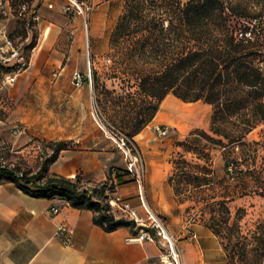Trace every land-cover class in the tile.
<instances>
[{"label":"crops","instance_id":"crops-1","mask_svg":"<svg viewBox=\"0 0 264 264\" xmlns=\"http://www.w3.org/2000/svg\"><path fill=\"white\" fill-rule=\"evenodd\" d=\"M93 1L97 5L106 3L104 0ZM64 4V0L30 2V10L25 18L27 22L31 16L35 19L32 22L38 31L37 43L27 69L17 76L12 86L0 87V145L5 156L15 153L18 160H22V157L23 161L31 162L37 153L32 138L68 141L67 147L58 153L49 166L48 176L71 181L77 178L79 184L84 186L83 190L103 184L107 188L115 186L109 199L128 201L144 216L143 205L153 211L149 192L163 187L165 175L147 167L144 183L139 188L131 176L123 175L122 170L126 166L123 153L90 120L88 110L92 87L86 83L75 87L70 73L64 74L60 91L52 84V77L55 76L50 74V70L56 68L54 64H59L56 44L63 29L64 15L61 10ZM119 14L115 16V23ZM19 21L23 20L15 17L9 9L4 24L13 38L12 33ZM25 27L27 37L24 46L30 44L32 36L31 28L27 24ZM47 81H51L50 85H47ZM47 94H60L61 119L52 118L49 112L44 111V97ZM178 102L181 101L168 94L157 112L159 118L178 124L183 122L175 120V111L181 110ZM76 113L78 117L75 119ZM14 125L21 128V134L11 133ZM157 125L153 119L132 140L141 146L144 144L143 138L146 144H155L157 136L150 129L154 130ZM113 170L123 175L120 177L123 184H118L113 174L109 175ZM33 173L31 171L29 174ZM108 191L105 193L108 194ZM53 208L57 209V213L51 212ZM93 215L88 210L71 208L59 198L30 197L14 183L1 180L0 264H162L156 243L131 241L136 234L133 227L106 233L93 224ZM59 226L71 231V246H64L55 237ZM166 228L175 239L180 264H224L219 240L210 230L201 226L186 228L173 214H170ZM187 230L192 231L196 238L188 237Z\"/></svg>","mask_w":264,"mask_h":264},{"label":"rangeland","instance_id":"rangeland-1","mask_svg":"<svg viewBox=\"0 0 264 264\" xmlns=\"http://www.w3.org/2000/svg\"><path fill=\"white\" fill-rule=\"evenodd\" d=\"M64 1L61 10L64 15L63 29L56 44L59 64H54L56 68L50 70V74L55 76L52 77V84L60 91L64 74L70 73L72 77L75 71L86 73L89 65L93 95L88 113L94 127L99 129L94 120L96 118L107 129L129 134L136 124L137 113H142L139 107L143 96L138 90L135 74L127 65L123 64L124 69L118 68L119 71H116L117 60L109 48V35L123 3L120 0L99 5L93 0ZM223 1L248 16L239 20L241 24L258 25L261 37L258 35L257 43L264 45V0ZM18 24L12 34L24 46L27 30L26 27L19 28ZM30 28L31 41L34 36L36 45L37 28L34 24ZM46 83L50 85L51 81ZM44 98V111L49 112L52 118L61 119L60 94H47ZM178 106L181 110L175 111V120H184L179 124L161 120L157 115L158 107L152 120L157 121V127L165 129L166 135L158 137L155 129H150L157 136L155 144H146L143 138L144 144L141 146L132 140L136 147L134 155L138 158L136 166L143 172V179L147 167L155 169L157 174L165 175L163 187L149 192L153 211L165 225L170 214H173L179 217L186 228L201 226L210 230L219 240L224 264H264V124L253 128L242 144L228 145L226 140L211 132L213 109L210 104L204 101H181ZM77 117L76 113L74 118ZM219 139L221 144L217 143ZM31 142L40 144L43 153L36 150L31 162L23 161L22 157V160H18L15 153L7 154L8 167L20 172L36 173L52 155L53 145L69 143L43 138H32ZM227 162L228 168L225 166ZM101 186L93 188L99 189ZM83 187L78 184L80 190ZM114 187L111 186L112 189ZM112 189H108L104 201L108 205ZM112 209L116 217H121L117 209Z\"/></svg>","mask_w":264,"mask_h":264},{"label":"trees","instance_id":"trees-1","mask_svg":"<svg viewBox=\"0 0 264 264\" xmlns=\"http://www.w3.org/2000/svg\"><path fill=\"white\" fill-rule=\"evenodd\" d=\"M120 1L123 8L110 32L109 48L117 60L116 71L127 65L143 96L139 107L142 113H137L136 124L129 134H124L126 137L132 140L152 120L168 94L183 103L210 104L211 132L228 145L242 144L253 128L264 124V45L257 43L261 31L258 25L240 23L247 15L223 0ZM24 2L30 4L28 0H10V5L16 9ZM26 24L30 28L33 22L19 21L18 25L20 28ZM34 47L33 36L24 47L27 58ZM217 143L221 144V140ZM66 147V143L53 145L52 155L35 174L0 169V181L14 183L30 197L59 198L71 208L91 211L93 224L106 233L132 227L131 222L116 217L104 202L105 191L111 187L80 190L77 178L71 181L48 176L49 166ZM225 166L228 168L229 163ZM122 172L129 175L126 168ZM113 173L117 183L123 184V175L117 170L109 175Z\"/></svg>","mask_w":264,"mask_h":264},{"label":"built area","instance_id":"built-area-1","mask_svg":"<svg viewBox=\"0 0 264 264\" xmlns=\"http://www.w3.org/2000/svg\"><path fill=\"white\" fill-rule=\"evenodd\" d=\"M7 0H0V87L12 86L19 74L25 71L29 64V59L33 54L34 48L29 52L28 58L24 55V47L19 39L13 38L7 31L4 20L7 18L9 9L12 14L19 20L26 21L25 14L30 10L28 3H21L16 9H13L7 4ZM78 7V6H77ZM66 10H68L66 8ZM88 10V8H86ZM35 20L33 16L29 19ZM109 62V60H107ZM72 82L75 87H81L86 83L89 87L92 86V74L88 65L87 72L83 75L79 72H74ZM96 125L103 131L106 138L111 140L114 145L123 153L126 161V170L131 178L141 188L143 185V172L140 171L136 164L137 156L134 155L136 150L134 142L124 134L107 129L99 119L94 118ZM21 128L15 127L11 130L13 135L21 134ZM155 132L158 137L166 135V131L162 127H156ZM35 149L43 153L44 149L40 144L35 145ZM10 169L8 167L2 145H0V169ZM114 176V173H113ZM110 208H115L121 213V217L132 223V227L136 230V234L130 239L131 241H147L156 243L159 246V259L162 264H180V255L175 245V239L168 232L165 223L150 209L145 208V215L138 213L137 209L125 200H109ZM113 210V209H112ZM52 213H57V209H51ZM187 235L191 239H195V234L187 230ZM71 231L59 226L55 231V237L64 246H71L70 239ZM33 264V263H28Z\"/></svg>","mask_w":264,"mask_h":264}]
</instances>
